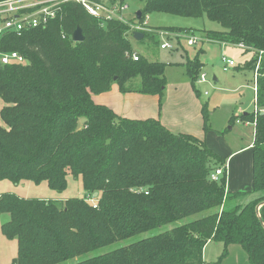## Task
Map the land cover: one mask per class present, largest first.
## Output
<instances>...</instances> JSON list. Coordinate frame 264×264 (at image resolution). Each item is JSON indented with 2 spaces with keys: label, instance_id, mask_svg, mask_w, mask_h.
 Instances as JSON below:
<instances>
[{
  "label": "trees",
  "instance_id": "1",
  "mask_svg": "<svg viewBox=\"0 0 264 264\" xmlns=\"http://www.w3.org/2000/svg\"><path fill=\"white\" fill-rule=\"evenodd\" d=\"M140 1L141 18L134 14L133 22L102 21L68 2L45 27L0 36V57L24 58L22 64L0 62V181L45 182L62 193L71 176L81 180L84 192V198L61 200L1 194L0 215H8L1 232L17 241L10 264H58L168 225L162 233L75 264H204L209 242L223 244L217 263L228 245L237 244L250 264H264V55L257 63L264 52V0ZM152 13L206 17L222 30L202 31L205 40L254 52L243 69L255 73L258 65L252 79L258 111L230 118L253 126L251 192L226 191L225 172L217 182L210 180L226 160L203 141L174 134L158 120L120 117L93 102V95L112 84L122 94L163 95L166 64L148 61L128 39L134 33L130 25L143 26ZM77 28L84 37L80 43L71 40ZM158 30L195 33L152 31ZM140 33L142 40L156 36ZM201 65L196 57L186 64L192 86ZM201 114L207 133L205 105Z\"/></svg>",
  "mask_w": 264,
  "mask_h": 264
},
{
  "label": "rangeland",
  "instance_id": "2",
  "mask_svg": "<svg viewBox=\"0 0 264 264\" xmlns=\"http://www.w3.org/2000/svg\"><path fill=\"white\" fill-rule=\"evenodd\" d=\"M103 1L105 4L107 3V0ZM123 4L127 6V10L123 13L126 20L133 22V16L141 8L142 2L140 0H124ZM145 22L147 27L152 30L165 27L187 29L195 32L192 35L198 37H202V31L222 30L217 23L208 20L206 17L184 18L166 13H152L146 17ZM128 39L132 49L148 61L166 64L164 69L166 86L180 84L183 81H188V84H191L186 73V64L196 57L202 64L198 74L199 76L204 75L206 81L204 83L196 82L193 86L198 94L197 98L207 108L209 126L212 129L215 128L218 134L224 133L232 141L236 137L242 141L253 139L251 125L237 119L234 123H231L230 118L232 115L236 118L243 115V113L253 112V72L245 70L243 67L252 60L254 52L242 50L238 46L223 45L211 41H203L195 46H187L186 39L179 40L175 38L170 40L172 49L163 51L159 47L161 39L157 35L154 41H151L149 36L139 41L131 36ZM228 61H231L233 66L226 67L225 64ZM228 128H231V130ZM4 193L14 194L25 199L84 198L81 180L73 179L71 176L67 178V186L62 193L50 190L45 182L38 185L29 182L14 185L9 181H0V195ZM7 220L8 215H0V264H10L17 256V241L7 239L1 232V224ZM171 228L170 225L155 228L58 264H75L81 260L108 253L116 248L127 246Z\"/></svg>",
  "mask_w": 264,
  "mask_h": 264
},
{
  "label": "crops",
  "instance_id": "3",
  "mask_svg": "<svg viewBox=\"0 0 264 264\" xmlns=\"http://www.w3.org/2000/svg\"><path fill=\"white\" fill-rule=\"evenodd\" d=\"M202 37L205 38L204 35ZM195 92L194 86L188 84V81L167 85L160 98L157 95L135 92L122 94L117 84H112L108 92L93 95L92 100L95 104L107 106L120 117L141 121L158 120L162 126L174 134L190 135L203 141L212 152L226 160L223 167L226 191L251 192L253 139L242 141L236 137L232 141L224 133L218 134L215 128L211 127L210 131L205 133L201 114L202 103ZM254 98L255 96H253V112H257ZM228 129L231 130V128ZM251 197L253 198V195L249 199ZM223 249L222 243L209 242L203 249V263L250 264L246 252L237 244L228 245L225 257L217 263Z\"/></svg>",
  "mask_w": 264,
  "mask_h": 264
},
{
  "label": "built area",
  "instance_id": "4",
  "mask_svg": "<svg viewBox=\"0 0 264 264\" xmlns=\"http://www.w3.org/2000/svg\"><path fill=\"white\" fill-rule=\"evenodd\" d=\"M68 2H76L80 4L90 16L99 20H118L123 23L128 22L123 14L127 10V6L117 3L99 4L90 0H5L0 2V36L8 32L18 33L26 28L45 27L48 22L56 19L61 6ZM130 30L134 32H156V35L161 39L159 46L161 50H171L172 46L170 40L173 38L179 40L186 39L187 46H195L197 43L206 41L205 38L193 36L192 34L171 33L160 30L152 31L146 28V22L143 26L134 23L130 25ZM237 46L241 49L245 48L242 44H238ZM262 55H264V52H259L257 58L258 64ZM132 59L137 61L138 55L133 54ZM0 62L2 64H9L12 62L22 64L24 63V58L17 53L2 54ZM225 66H233V63L228 61ZM256 70L254 77L257 76ZM205 81V76L200 75L196 82L204 83ZM223 174V167L218 168L210 175V180L217 182ZM88 201L93 203V200L90 198Z\"/></svg>",
  "mask_w": 264,
  "mask_h": 264
},
{
  "label": "water",
  "instance_id": "5",
  "mask_svg": "<svg viewBox=\"0 0 264 264\" xmlns=\"http://www.w3.org/2000/svg\"><path fill=\"white\" fill-rule=\"evenodd\" d=\"M135 15H136V19H137V20H140V18H141V13H140L139 11H137V12L135 13ZM132 37H133V39L139 41V40H142V38H143V34L140 33V32H134V33L132 34ZM71 40H72L73 42H75V43H80V42H82V41L84 40V37H83V35H82V31H81L80 28H77V29L73 32V34H72V36H71ZM84 121H85V120L82 119V120H81V123H84ZM96 196H97V194L95 193V194L93 195V197H96ZM261 205H262V204H260L259 206H257V208H256L257 211H258V209H259V207H260Z\"/></svg>",
  "mask_w": 264,
  "mask_h": 264
}]
</instances>
